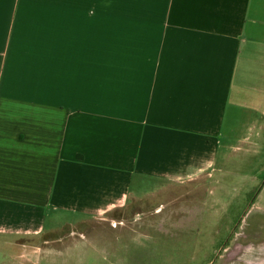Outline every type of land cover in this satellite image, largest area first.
Returning <instances> with one entry per match:
<instances>
[{"label": "crops", "instance_id": "obj_1", "mask_svg": "<svg viewBox=\"0 0 264 264\" xmlns=\"http://www.w3.org/2000/svg\"><path fill=\"white\" fill-rule=\"evenodd\" d=\"M260 117L264 0H0V256L214 175Z\"/></svg>", "mask_w": 264, "mask_h": 264}, {"label": "rangeland", "instance_id": "obj_2", "mask_svg": "<svg viewBox=\"0 0 264 264\" xmlns=\"http://www.w3.org/2000/svg\"><path fill=\"white\" fill-rule=\"evenodd\" d=\"M253 139L232 142L212 176L19 238L13 264H264V128Z\"/></svg>", "mask_w": 264, "mask_h": 264}]
</instances>
